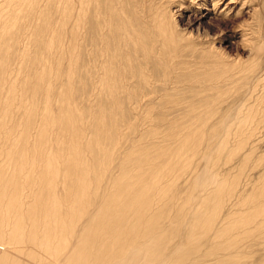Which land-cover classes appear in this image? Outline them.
I'll return each mask as SVG.
<instances>
[{
  "label": "bare ground",
  "instance_id": "obj_1",
  "mask_svg": "<svg viewBox=\"0 0 264 264\" xmlns=\"http://www.w3.org/2000/svg\"><path fill=\"white\" fill-rule=\"evenodd\" d=\"M131 1L0 0V264H248L264 239V70L217 126L177 85L220 94L234 61L194 74L164 0Z\"/></svg>",
  "mask_w": 264,
  "mask_h": 264
},
{
  "label": "rangeland",
  "instance_id": "obj_2",
  "mask_svg": "<svg viewBox=\"0 0 264 264\" xmlns=\"http://www.w3.org/2000/svg\"><path fill=\"white\" fill-rule=\"evenodd\" d=\"M142 1L144 0H140V2ZM157 1L159 3V1L162 2L163 0ZM126 2L131 3L132 1L126 0ZM195 2H197V5L195 4L196 6L194 5ZM162 3L166 4L167 8L169 7L168 10L170 11V15L172 14L171 16L174 24L179 26L177 28H179L180 31L191 35L192 38H194L193 40L195 41L196 45H198L200 48L199 51H197L196 56L193 54V51H189L182 55L181 60H183V62L187 57L192 61L188 62L192 66V68L189 70H193L194 74H196L199 72V70H207L212 65L216 68L217 58L216 56L212 55L215 54V52L226 57L228 61H234L235 63H231V66H233L234 69L230 66V70L233 72L230 71L231 74L226 73L228 75L227 78L225 80L223 79L224 81L219 83V87L222 91L220 94H217V91L215 90H206L204 91L205 93L199 92L198 88L206 87L208 83L198 82V84H196L197 82L193 83L190 81V79L188 80L190 77L189 74H180L181 76L179 79L181 81L178 83V85L177 83L175 85L179 87V93L184 99L192 101L197 100L199 97L198 101L200 103L205 99H210V97L214 98L217 96L219 103L224 100L223 104H214L216 108H213V112L217 113L214 114L213 123H215L217 126H221V123L225 117L231 114L237 106L244 103L246 98H249L251 95L254 97L263 95L262 92H260V87H256V85L252 86V79L255 75L264 70V0H164ZM222 10L225 12L222 13ZM74 53V48L69 49L65 55V60H62L63 70L65 72H69L70 70V60ZM208 57L211 59L208 60ZM226 74H224V76H226ZM67 81L68 76H65L62 82L63 84H66ZM187 85L193 86L188 87ZM195 91L199 92V94L194 93ZM254 91L256 92L254 93ZM192 92L194 95H192ZM195 102L198 104L197 101ZM158 109L159 107L156 108V110ZM187 112V109L181 107L174 109L173 111H166V114L177 118L181 114H187ZM142 123L143 122L140 123L141 125L139 124L140 128L138 127V132H140L139 134H147L148 129L150 128V132L151 128L154 127L152 122H150L151 124L148 122ZM263 127L261 131L263 132V135L261 134L262 137H264ZM221 129L218 127L214 134L220 133ZM162 130L167 131L168 125L164 124L163 127L158 131L163 133ZM153 140L154 138L147 137V139H142V142H138L141 143L139 145L142 147L144 145L149 146V144L145 143ZM210 140H215V136L213 134L210 137ZM143 142L144 144H142ZM145 146L143 148H145ZM258 152L259 154L264 152V140L259 145ZM222 162L224 163L225 161L221 160V162H219L218 168ZM200 164L202 165V163ZM253 173H256V171ZM245 241H247L245 242L247 245L245 252L250 256L252 255V257L243 261L249 262L248 264L258 263L260 255L257 253L258 250L260 251L264 248V239L249 238ZM24 259L29 260V257H25ZM33 262L34 261H31V263Z\"/></svg>",
  "mask_w": 264,
  "mask_h": 264
}]
</instances>
